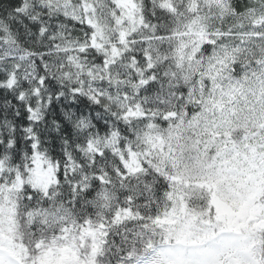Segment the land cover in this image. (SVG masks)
Instances as JSON below:
<instances>
[{
	"label": "snow or ice",
	"instance_id": "snow-or-ice-1",
	"mask_svg": "<svg viewBox=\"0 0 264 264\" xmlns=\"http://www.w3.org/2000/svg\"><path fill=\"white\" fill-rule=\"evenodd\" d=\"M0 264H264V0H0Z\"/></svg>",
	"mask_w": 264,
	"mask_h": 264
}]
</instances>
